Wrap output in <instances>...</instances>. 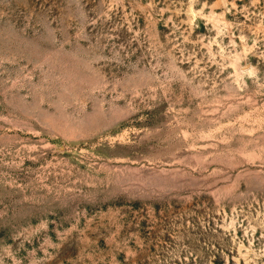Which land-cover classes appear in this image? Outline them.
Returning <instances> with one entry per match:
<instances>
[{
  "label": "rangeland",
  "instance_id": "obj_1",
  "mask_svg": "<svg viewBox=\"0 0 264 264\" xmlns=\"http://www.w3.org/2000/svg\"><path fill=\"white\" fill-rule=\"evenodd\" d=\"M0 264H264V0H0Z\"/></svg>",
  "mask_w": 264,
  "mask_h": 264
}]
</instances>
